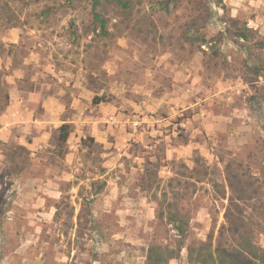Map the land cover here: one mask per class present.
<instances>
[{"label": "rangeland", "instance_id": "obj_1", "mask_svg": "<svg viewBox=\"0 0 264 264\" xmlns=\"http://www.w3.org/2000/svg\"><path fill=\"white\" fill-rule=\"evenodd\" d=\"M133 4L100 0L104 37L93 0H0V264H148L178 249L177 210L189 234L168 264H199L187 247L238 245L236 178L264 253V0Z\"/></svg>", "mask_w": 264, "mask_h": 264}, {"label": "trees", "instance_id": "obj_2", "mask_svg": "<svg viewBox=\"0 0 264 264\" xmlns=\"http://www.w3.org/2000/svg\"><path fill=\"white\" fill-rule=\"evenodd\" d=\"M118 6H120L124 11H129L133 8V0H114ZM100 0H93V17L94 22L98 23L101 29V34L104 37H109L108 32V20L96 12V7ZM164 6L168 8V3L165 1ZM48 15V11L44 13ZM248 30L240 29L235 35L242 40H248ZM263 45V44H262ZM255 77H264V68L257 66L255 68ZM1 86H0V96H1ZM9 95L5 94L6 104L4 107L9 105ZM113 97L106 96H96L94 98V104H108L113 102ZM4 109V108H3ZM72 133V126L69 123L62 124L58 129L57 147L59 148V154L64 156L66 154V146L68 139ZM231 186L234 191L237 192V197L235 201H231V208L228 209L225 217L230 225V230L233 232L235 237L238 239V245L233 247L231 250L219 249L217 251V256L211 251L210 245H204L202 247H194L193 245L187 247L189 257L191 261H195L199 264H253V262L262 261L264 262L263 250L256 246L251 238L245 237L243 229L247 227L245 225L244 216L242 208H240L239 203L245 200H251L253 198L254 192L249 191L251 184H246L242 180L236 178L235 182H231ZM233 207L235 210H233ZM89 207L86 205L78 216V223L82 225L87 222L89 216ZM85 219V220H84ZM169 223L173 225L174 229L178 233L179 245L177 250H171L169 248L162 249L161 247H151L148 251V264H168L172 259H176L180 255L182 250L186 247V240L189 234L188 226L189 222L182 216V214L177 210L175 213L171 214L169 218Z\"/></svg>", "mask_w": 264, "mask_h": 264}]
</instances>
